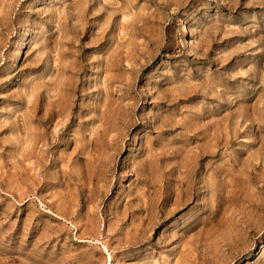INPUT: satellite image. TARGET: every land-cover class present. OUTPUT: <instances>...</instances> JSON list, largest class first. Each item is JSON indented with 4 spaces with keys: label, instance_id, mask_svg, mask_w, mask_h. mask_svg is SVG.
I'll return each instance as SVG.
<instances>
[{
    "label": "rangeland",
    "instance_id": "rangeland-1",
    "mask_svg": "<svg viewBox=\"0 0 264 264\" xmlns=\"http://www.w3.org/2000/svg\"><path fill=\"white\" fill-rule=\"evenodd\" d=\"M0 264H264V0H0Z\"/></svg>",
    "mask_w": 264,
    "mask_h": 264
}]
</instances>
